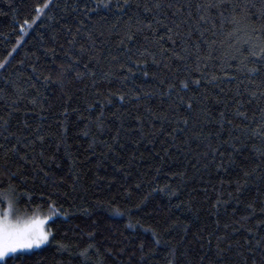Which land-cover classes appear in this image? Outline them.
I'll return each instance as SVG.
<instances>
[{
  "label": "trees",
  "instance_id": "obj_1",
  "mask_svg": "<svg viewBox=\"0 0 264 264\" xmlns=\"http://www.w3.org/2000/svg\"><path fill=\"white\" fill-rule=\"evenodd\" d=\"M97 3L0 0V264H264V0Z\"/></svg>",
  "mask_w": 264,
  "mask_h": 264
},
{
  "label": "snow or ice",
  "instance_id": "obj_2",
  "mask_svg": "<svg viewBox=\"0 0 264 264\" xmlns=\"http://www.w3.org/2000/svg\"><path fill=\"white\" fill-rule=\"evenodd\" d=\"M128 5V0H100V3H97L96 7H104L105 9H119L123 10L124 7ZM87 14V13H85ZM150 26V25H149ZM138 30H140L138 28ZM128 39H132L131 36H128ZM264 52V49L261 50ZM261 53H256V55H260ZM70 69L73 67L72 65L68 66ZM255 71V69H252ZM81 75V73H76V76ZM184 88H187L188 85L184 81L180 82ZM195 83H199V81H195ZM170 87H174V85H170ZM138 95V94H137ZM123 96H120V99H123ZM189 106L191 105V101L188 102ZM185 123H187V120H185ZM102 127V124L100 125ZM43 139V137H40ZM245 175H248V173H245ZM40 195H43L41 193ZM147 199V197H145ZM143 203V201H141ZM219 203V201H217ZM137 208L140 207V205H136ZM251 207V205H249ZM53 210L55 213L59 214V209L55 208V205L53 204ZM115 211L120 212L121 210L117 208ZM66 215V213L64 214ZM45 220L48 219V217L44 218ZM43 220H35L31 224L20 226L19 224L13 223L7 219V216L0 217V261H4L5 258L10 257L11 254L17 253L18 250L22 249H31L34 246L39 247L43 243L49 240V232H46L43 230L42 227H40L41 224H43ZM153 225H149L145 230L151 231L152 236L155 238V243L159 244L160 241V235L168 234L169 230L171 229H177L180 227V223L177 220H168L165 219L161 222H153ZM130 226H143L141 225V222L137 220L135 224L133 225L130 221ZM183 238V237H182ZM62 247H66L63 246ZM93 247V246H89ZM141 251V256H145L148 253L144 252V243H141L139 246ZM111 251V249H109ZM120 251L123 253L124 249H120ZM87 252V249L84 250V253ZM135 252V249H133V253L128 254L127 258L123 261H118V264H132L133 254ZM173 256H175V250H172ZM137 264H139V261H137ZM169 264H173L172 260H169Z\"/></svg>",
  "mask_w": 264,
  "mask_h": 264
},
{
  "label": "rangeland",
  "instance_id": "obj_3",
  "mask_svg": "<svg viewBox=\"0 0 264 264\" xmlns=\"http://www.w3.org/2000/svg\"><path fill=\"white\" fill-rule=\"evenodd\" d=\"M7 216V219L13 223L19 224L20 226L31 224L35 220H43V224L40 225V227L43 228L44 231L49 232V240L40 245L39 247L34 246L31 249H22L18 250V252H28L32 251L34 249H38L50 242L51 239V230L49 229V222L52 218H54V214L52 215H45V214H38V215H27L23 212H21L13 202L7 201L6 206H4L2 209H0V217ZM48 217L47 220L44 218ZM1 262V261H0Z\"/></svg>",
  "mask_w": 264,
  "mask_h": 264
}]
</instances>
